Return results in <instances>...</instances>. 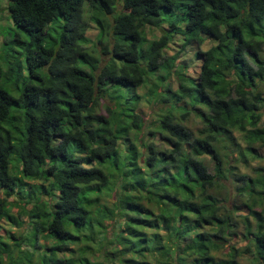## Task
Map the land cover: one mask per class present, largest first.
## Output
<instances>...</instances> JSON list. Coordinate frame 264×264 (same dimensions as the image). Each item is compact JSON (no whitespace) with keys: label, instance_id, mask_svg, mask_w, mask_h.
I'll use <instances>...</instances> for the list:
<instances>
[{"label":"trees","instance_id":"trees-1","mask_svg":"<svg viewBox=\"0 0 264 264\" xmlns=\"http://www.w3.org/2000/svg\"><path fill=\"white\" fill-rule=\"evenodd\" d=\"M5 10L25 38L16 32L0 44V188L22 200L31 244L38 232L52 240L34 264H239L241 255L264 264V213L255 210L264 171L237 175L219 198L227 168L216 147L233 128L248 150L264 146V0H6ZM85 14L100 51L85 44ZM146 28L163 31L145 42ZM173 35L211 44L194 52L195 77L174 90L149 87L163 109L143 140L135 89L167 78L174 63L163 48ZM190 111L196 133L183 123ZM3 201L0 218L17 223ZM241 207L254 223L234 216ZM112 216L122 225L106 263L85 255L88 244L76 257L56 256L80 231L92 240L94 223ZM239 227L246 243L227 245ZM3 254L0 237V263Z\"/></svg>","mask_w":264,"mask_h":264},{"label":"rangeland","instance_id":"rangeland-1","mask_svg":"<svg viewBox=\"0 0 264 264\" xmlns=\"http://www.w3.org/2000/svg\"><path fill=\"white\" fill-rule=\"evenodd\" d=\"M5 3L6 0H0V44L2 43L3 39L13 37L14 33L16 32L18 33L20 39L25 38L24 34L19 30H16V27L12 24L11 20L8 19L5 10ZM84 19L86 21V26L83 34L86 38L85 44L87 45V48L89 50L96 51L102 50V44L95 40V36L98 31L96 24L90 20L86 14ZM163 28H166V26L164 25ZM162 31L163 30L160 28H146L144 34L145 42L157 39ZM103 41H105V37L102 39V42ZM210 44L211 40L207 38H204V40L199 44L195 40H190L184 43V41L180 40L178 35H173L166 47L163 48L164 56L169 58L173 57L174 63L173 69L171 68L167 78L160 81V79H156L155 76L148 77L144 85L135 89V92L141 96L138 107L136 108V112L139 113L141 122L143 124L142 133L139 135L143 140H146L149 136V134H146L147 128H152V125L163 109V104L154 101V96L151 94V92H149V87H155L157 84H159V86L166 84L169 85L172 90H174L177 87L179 78L185 82L189 76L195 77L198 71L199 59L194 54V52L197 50H204ZM13 46L18 48L19 45L17 43H13ZM257 89L262 92V96L264 97V83L259 84ZM260 111L261 116L257 124L261 127V125H264V101ZM183 123L188 126L193 131V133H196L197 128L201 126L200 120L195 116L193 111L188 113L186 120ZM243 134L244 133L242 131L233 128L229 133H227V140L221 141L216 145L220 156L224 160L223 168H227V171H225L227 177H225V179L223 178L222 181L225 185L224 187L217 188L219 191L218 193H220L218 196L219 198L222 194L227 195V189L228 191L232 189L236 182L237 184L239 183V180L236 177L237 175L246 174L249 176H255V174L264 171V146L259 145L257 141H254L251 143V150H248L246 147L248 143L245 141ZM154 137L156 138V142L160 141L159 135L157 133H154ZM232 141H234L235 144H238L239 147L237 149L241 150L242 153L244 152V156H237V149H235L237 145L234 147ZM13 159L14 157L11 155V165L16 164ZM211 166L212 164L209 163L210 170ZM14 169L17 168L15 167ZM14 169L11 167L10 171L15 174L16 171H14ZM0 199H4L3 202L8 203V205L11 206L10 212L17 220V223L12 224L10 221L0 218V237L8 244L10 254L9 257H6L3 254L0 264H34L39 250L49 253V246H51L52 240L43 237L42 232H38L33 239L36 245L34 246L31 244L34 231L30 226H28L29 220L26 215L18 211V205L22 202V200H19L14 194L5 195L1 188ZM262 200V204L259 207H255V210L259 211L261 208H263L262 211L264 213V199ZM100 201L103 202L106 207H108L110 206L112 198L108 196L104 199H101ZM93 214H91V216H93ZM238 214H247L250 221L252 223L255 222V219L250 216L247 213V210L243 207H241L237 213H234V216H237ZM114 220L115 217L113 216L111 218H105L102 221V224L104 225L103 227H99L94 223L95 227L93 229L96 233H92V240H86L83 237V234H87V231H80V238L74 242H68L67 247H63L62 249L55 251L56 256L63 258L64 261L67 257H76L78 256V247L88 244L91 249L87 250L85 255L91 261H103L106 263V257H104L103 253L107 249L111 250L114 248L113 244H110L109 241L113 240V236L116 234V228L122 225L121 222L118 224L116 223V220L115 222ZM239 229L240 227L237 229L238 233L233 237L228 236L227 245L231 244L235 247H242L246 243L245 239L240 237ZM70 232L76 233L74 230ZM10 235L12 236L10 237ZM111 246H113V248ZM226 249L227 247L225 245L223 251H226ZM69 250H73V252L71 253ZM248 257L249 255H241L237 258V260L239 261V264H248Z\"/></svg>","mask_w":264,"mask_h":264}]
</instances>
